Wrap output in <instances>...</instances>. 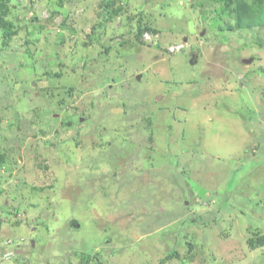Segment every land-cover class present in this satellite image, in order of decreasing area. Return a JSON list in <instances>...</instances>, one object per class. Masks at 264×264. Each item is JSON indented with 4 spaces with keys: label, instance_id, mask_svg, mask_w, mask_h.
Returning <instances> with one entry per match:
<instances>
[{
    "label": "rangeland",
    "instance_id": "1",
    "mask_svg": "<svg viewBox=\"0 0 264 264\" xmlns=\"http://www.w3.org/2000/svg\"><path fill=\"white\" fill-rule=\"evenodd\" d=\"M233 9L0 0V264H264V27Z\"/></svg>",
    "mask_w": 264,
    "mask_h": 264
},
{
    "label": "trees",
    "instance_id": "2",
    "mask_svg": "<svg viewBox=\"0 0 264 264\" xmlns=\"http://www.w3.org/2000/svg\"><path fill=\"white\" fill-rule=\"evenodd\" d=\"M226 4L234 7L236 28L264 27V0H226ZM249 245L253 250L264 247V235L250 239Z\"/></svg>",
    "mask_w": 264,
    "mask_h": 264
},
{
    "label": "water",
    "instance_id": "3",
    "mask_svg": "<svg viewBox=\"0 0 264 264\" xmlns=\"http://www.w3.org/2000/svg\"><path fill=\"white\" fill-rule=\"evenodd\" d=\"M249 62H251V61H249ZM246 63H248V62H246ZM138 79H140V77H138Z\"/></svg>",
    "mask_w": 264,
    "mask_h": 264
}]
</instances>
